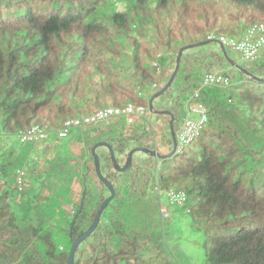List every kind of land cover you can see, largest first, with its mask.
<instances>
[{
    "label": "trees",
    "instance_id": "trees-1",
    "mask_svg": "<svg viewBox=\"0 0 264 264\" xmlns=\"http://www.w3.org/2000/svg\"><path fill=\"white\" fill-rule=\"evenodd\" d=\"M258 23L264 0H0V264H68L72 244L110 196L97 176L93 146L110 144L121 167L136 146L151 149L142 126L127 132L112 120L59 139L66 121L129 104L148 109V88L165 86L153 64L168 58L174 72L184 35L217 29L240 39ZM223 62V53H183L176 78L183 77L187 95L170 108L175 120L206 75L222 73L231 84L200 89L192 101L204 107L207 123L180 152L177 142L168 156L170 118L161 116L160 137L172 141L161 164L144 160L120 173L109 150H97L116 196L77 249L75 264H153L146 238L129 231L123 216L150 185L188 208L193 231L207 239L205 264H264V82L247 74L264 80V52L237 69L239 76L226 67L213 72ZM174 82L161 97L172 98ZM34 126L59 140L22 143ZM181 126L176 130L174 122L176 137ZM20 169L44 171L29 173L20 191Z\"/></svg>",
    "mask_w": 264,
    "mask_h": 264
},
{
    "label": "rangeland",
    "instance_id": "rangeland-1",
    "mask_svg": "<svg viewBox=\"0 0 264 264\" xmlns=\"http://www.w3.org/2000/svg\"><path fill=\"white\" fill-rule=\"evenodd\" d=\"M220 34L221 32L216 29L204 35H198V36L194 35L192 37H187L186 35H184L185 37L184 39H182V43H186L185 46H188V45L197 44L196 42L201 43V42L210 41L208 44L196 49H192L190 51L215 52L221 54L223 52L221 50L219 42L218 43L215 42L217 41ZM209 35H212L214 38L210 40L208 39L204 40V38L208 37ZM179 45L180 44H177V46H172V50L176 51ZM225 50L229 60H227V57L224 55V53L223 56L226 58L228 64H225V62H223V64H218V63L215 64L213 68V72H218L221 70V68L226 67V69H228L230 73L239 76V72H237L238 68L235 67L234 65H238L240 67L248 66L251 63V61L244 60L240 52L235 51L229 47L226 48ZM161 63L164 70L169 71V73H167L168 77L162 76L160 78L159 80L160 87L164 85L166 86V84L169 81L168 78L170 75H172L173 72L171 67V62L168 58L161 60ZM182 79H183L182 76L176 78L174 85L171 88V91L173 92L177 88L178 90L173 93L172 98L170 97L168 98V95L166 94L164 97L160 96L155 101L154 103L155 111L156 110L170 111V108L176 103L177 99L180 100L186 99L187 94L184 93L181 95L182 93L181 85L183 82ZM148 89L149 91H151L152 94L151 97L160 91L159 88L158 89L148 88ZM196 89L194 90V92L196 91ZM194 92L193 94H190L187 100L185 101L184 109L182 110V112H180L181 109L180 111L178 110L179 111L178 115L181 117H178L175 120L176 130L184 122V118L187 113V103L189 102L188 103L189 106L194 104L193 101H188L193 98ZM145 100L148 108L150 99L148 100L146 98ZM162 100H164L165 102H162ZM146 110H147V114L145 120L142 121V123L140 124L129 126L126 123L127 120L125 117H118L116 119L113 118L111 119L112 121L110 123L119 122L126 124L128 129H125V131L127 132L133 130L134 127L142 126L143 130L145 131V135L147 136L150 135L148 137V140L150 142L147 143L146 145L150 147L151 150L158 151L162 148L160 144L158 146L157 144L156 145L154 144L155 138L153 136L155 135L160 136L159 129H161V126H159L158 123L162 120L159 116L154 115L152 111H150L149 109ZM191 118L194 120L197 119L194 115H192ZM165 119L167 121L169 120L168 118ZM101 124L107 125L109 124V122H100L93 126H87L85 128H82V132L88 134L90 130L97 127V125L101 126ZM114 129L117 130L118 127H116L115 125ZM55 139L58 138L55 137L54 134H51L48 142H50V144H52L53 142L56 143L57 140ZM162 141H163L162 144L166 146L167 149L170 148L171 151L172 141L169 138V136L165 135L164 140ZM13 142L16 143V141ZM139 146H141V144ZM139 146L136 147L140 148ZM99 149L100 148H98V150ZM150 159H153V161L158 164H161L163 161V160H156V158L148 154L138 152L133 157V165H137L144 160H150ZM139 168L142 171L145 170L147 172H151L150 169H146V167H143L142 165ZM42 171L44 170L43 169L29 170V173L33 174ZM139 175H140V180L142 181V178L146 174L141 172ZM144 193H146V195H144L141 199L138 198L137 200L133 202H129L124 206L123 216L127 223V228L129 231H135L136 233L138 232L141 236H144L146 238L147 243L149 245V251L152 253L154 259L152 263L162 264L165 262L166 263L169 262L171 264H205L203 251L207 239L203 233H196L193 231L191 227L192 224L191 217L187 214L188 208L184 209L183 207L172 205L167 196L166 188L163 189V192L160 197L158 194L153 193L151 191V185L148 187H144ZM190 204L191 203H189V205ZM162 208H165L167 210L166 214L161 213ZM145 260H148V258L146 257Z\"/></svg>",
    "mask_w": 264,
    "mask_h": 264
},
{
    "label": "built area",
    "instance_id": "built-area-1",
    "mask_svg": "<svg viewBox=\"0 0 264 264\" xmlns=\"http://www.w3.org/2000/svg\"><path fill=\"white\" fill-rule=\"evenodd\" d=\"M212 38L214 37L209 35L207 39L210 40ZM217 41L225 48L229 47L240 52L244 60L251 62L256 61L259 59L261 53L264 52V23H258L249 27L240 39L229 36H219ZM153 67L156 69V73L158 75L163 74L162 66L158 62H154ZM230 84V79L222 73H210L206 75L203 82L194 92L193 98L189 101L198 98L199 91L203 87L218 85L228 86ZM188 103L186 116L190 117L194 115L197 119L191 120L188 118L189 120L185 121L179 129L177 133L178 152H180L184 147L190 145L200 135L201 130L207 123V113L204 107H202V105L195 104L194 102L193 105L189 106ZM146 114L147 110L145 107L133 104L126 105L125 107L106 108L98 110L94 114L84 118H75L66 121L64 127L58 131L57 135L59 139L66 138L74 129L81 128L83 126H93L97 123L107 122L118 117H125L127 125L132 126L142 123V121L145 120ZM49 137L50 134L48 132L42 130L38 126H34L27 133L21 135V141L22 143H40L45 140L47 141ZM157 139L161 140L159 137ZM163 146L162 148L165 149ZM17 174V186L20 191H23L26 186V178L29 172L24 169H20ZM170 195L174 201H177L180 204L185 198L183 194L175 195L174 192H171ZM161 212L162 214H166L167 210L163 208Z\"/></svg>",
    "mask_w": 264,
    "mask_h": 264
},
{
    "label": "water",
    "instance_id": "water-1",
    "mask_svg": "<svg viewBox=\"0 0 264 264\" xmlns=\"http://www.w3.org/2000/svg\"><path fill=\"white\" fill-rule=\"evenodd\" d=\"M209 42L210 41L201 42V43H197V44H193V45H188V46H185V47L181 48L179 50V53H178V56H177V59H176L175 70L172 73L171 77L169 78L168 83L159 92H157L156 94H154L150 98V100H149L148 109L150 111H152V113L154 115H156V116H162V117H169L170 118L169 128H170V132H171V136H172V141H173V150L170 153V155H168L170 157L173 156V155H175L176 150H177V137H176V134L174 132L175 115L171 111H163V110L162 111L161 110H156L155 111V109H154V101L158 97H160L162 94H164L170 88V86L173 84V82H174V80H175V78H176V76H177V74L179 72V69H180V65H181V60H182L183 53L185 51H187V50H192V49H196L198 47H202V46L208 44ZM215 42H217V41H215ZM219 45L221 47L222 52L227 57L225 47L223 45H221L220 43H219ZM227 60H229L228 57H227ZM234 66L237 67L239 70H244L242 67H240L238 65H234ZM247 74L250 77H252L254 80L258 81V82H264V80L259 79V78H256L253 75H251L250 73H247ZM98 148H106V149L109 150V152L111 154L112 161H113V165H114L116 171L117 172H120V173L121 172H125L127 169H129V168L132 167V165H133V156H134L135 153L140 152V153L148 154V155H150V156H152L154 158L160 159V160H164V159H166L168 157V156H165V155L160 154L157 150H151L149 148H144V147L135 148V149H133L129 153V155L127 157L126 164L124 165V167H121L118 164L117 160H116L115 153H114V151H113V149H112V147H111L110 144H108V143H98L95 146H93V148H92V156H93V159H94L95 170H96L97 176H98L99 180L109 190L110 196L101 205V207L98 210V212L96 214V217H95V219H94L93 224L91 225V227L86 232H84L81 236H79L75 240V242L72 244V246L70 248V252H69L68 264H75V257H76L77 249L97 229L98 225L100 224V221H101V218H102V215H103L104 211L107 209L108 205L113 201V199L116 196V191H115L114 186L112 185L111 182H109L102 175L100 157L97 154Z\"/></svg>",
    "mask_w": 264,
    "mask_h": 264
},
{
    "label": "flooded vegetation",
    "instance_id": "flooded-vegetation-1",
    "mask_svg": "<svg viewBox=\"0 0 264 264\" xmlns=\"http://www.w3.org/2000/svg\"><path fill=\"white\" fill-rule=\"evenodd\" d=\"M160 117V116H159ZM162 117V116H161ZM160 117V118H161ZM158 143L160 144V146H161V148H162V146H163V141H162V139L161 140H158V142H157V146H158ZM164 147V146H163ZM158 152L159 153H161L162 155H168L169 154V152H167V149H166V147H165V149H160V150H158ZM164 152H166V153H164Z\"/></svg>",
    "mask_w": 264,
    "mask_h": 264
},
{
    "label": "crops",
    "instance_id": "crops-1",
    "mask_svg": "<svg viewBox=\"0 0 264 264\" xmlns=\"http://www.w3.org/2000/svg\"><path fill=\"white\" fill-rule=\"evenodd\" d=\"M161 65H162V64H161ZM162 69H163V76L167 77V76H168L167 73H169V71H165L163 67H162ZM155 136H156V135H155ZM155 136H153V137H155ZM158 137H160V136H158Z\"/></svg>",
    "mask_w": 264,
    "mask_h": 264
},
{
    "label": "clouds",
    "instance_id": "clouds-1",
    "mask_svg": "<svg viewBox=\"0 0 264 264\" xmlns=\"http://www.w3.org/2000/svg\"><path fill=\"white\" fill-rule=\"evenodd\" d=\"M217 42H218V41H217ZM158 125H159V126L162 125L161 121L158 123ZM159 130H160V129H159ZM155 137L158 138V135H156ZM155 137H154V138H155ZM159 138H161V137H159ZM158 140H159V139H158Z\"/></svg>",
    "mask_w": 264,
    "mask_h": 264
}]
</instances>
